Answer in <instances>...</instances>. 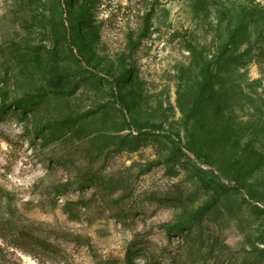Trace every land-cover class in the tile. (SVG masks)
Segmentation results:
<instances>
[{"label":"rangeland","instance_id":"obj_1","mask_svg":"<svg viewBox=\"0 0 264 264\" xmlns=\"http://www.w3.org/2000/svg\"><path fill=\"white\" fill-rule=\"evenodd\" d=\"M2 106L0 264H264V0H0Z\"/></svg>","mask_w":264,"mask_h":264},{"label":"trees","instance_id":"obj_2","mask_svg":"<svg viewBox=\"0 0 264 264\" xmlns=\"http://www.w3.org/2000/svg\"><path fill=\"white\" fill-rule=\"evenodd\" d=\"M64 79H65L64 73H62L61 71H58V70H54L52 73L51 80H50V84L52 87L49 90H45L44 88H40L33 93H28V94L24 95L21 99L16 100L14 102V104L21 107L22 108L21 113H23L28 108L33 107L32 106L33 103L41 101L44 98V96H46L50 92L61 93V94H71L75 90V88L77 87V84L74 83L71 85V87L64 88L63 87ZM5 110H6V107L2 106L0 108V114H2ZM75 120H77V117L73 116V117H67V118H64L62 120H59V121H57V123L66 125V124H69ZM217 198H219V194L212 196L209 201H207L205 204H203L202 206H200L197 209V211L192 215L190 220L179 222L178 224L180 225V227H184V226L186 227V226L196 222L198 220V218L200 217L201 213L204 210H206L208 208V206H210L212 204V202H214ZM38 243H41L44 247H46V245L42 241H38ZM104 264H106V262H104Z\"/></svg>","mask_w":264,"mask_h":264}]
</instances>
